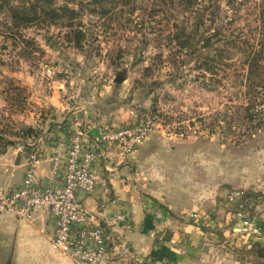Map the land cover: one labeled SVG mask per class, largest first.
<instances>
[{
    "label": "rangeland",
    "instance_id": "obj_1",
    "mask_svg": "<svg viewBox=\"0 0 264 264\" xmlns=\"http://www.w3.org/2000/svg\"><path fill=\"white\" fill-rule=\"evenodd\" d=\"M22 1L32 0L10 4ZM44 5L56 14L38 12L23 26L12 22L6 8L0 10L1 144L20 143L30 161L37 160L57 125L69 122L73 134L92 123L98 130L128 123L134 109L154 114L160 124L137 148L157 134L161 156L181 141L203 139L213 141L215 153L223 151L229 163L245 161L241 166L247 171L254 160L264 159V120L258 112L264 103V0H47ZM74 28L84 32L80 47ZM187 36L189 47H179ZM23 39L32 41L27 57ZM118 74L124 76L121 82L115 81ZM115 112L129 118L119 121ZM226 193L219 206L228 210ZM258 193H251L253 204H244L254 220L263 218L264 196ZM188 213L184 218L192 220ZM257 249L236 252L248 264H264Z\"/></svg>",
    "mask_w": 264,
    "mask_h": 264
},
{
    "label": "crops",
    "instance_id": "obj_2",
    "mask_svg": "<svg viewBox=\"0 0 264 264\" xmlns=\"http://www.w3.org/2000/svg\"><path fill=\"white\" fill-rule=\"evenodd\" d=\"M114 116L119 121L129 118L128 113L115 112ZM96 124L85 129L86 144L93 147ZM57 126L40 145L42 155L31 160L36 179L54 185L61 177L60 173L52 175L51 158L67 150L75 128L69 122ZM154 135L125 155L113 146L98 145L91 165L98 184L91 193L77 192L94 224L118 212L125 214L124 222L110 229L113 264H142L146 259L147 264H248L236 251L264 245V209L263 218L255 219V235L246 237L219 204L224 191L232 188L245 189L244 204H253V191L264 196V159L254 160L252 171H247L241 166L245 161L229 163L223 151L215 153L213 141L203 139L181 141L161 156ZM31 161L20 143H0V188L17 187ZM187 212L207 216L188 220L184 218ZM54 228L55 220L47 210L30 218L0 214V264H88L63 257L51 247ZM122 243L134 257L120 252ZM225 243L229 248L221 247Z\"/></svg>",
    "mask_w": 264,
    "mask_h": 264
},
{
    "label": "built area",
    "instance_id": "obj_3",
    "mask_svg": "<svg viewBox=\"0 0 264 264\" xmlns=\"http://www.w3.org/2000/svg\"><path fill=\"white\" fill-rule=\"evenodd\" d=\"M129 112L131 120L128 123L99 128L94 147L86 144L87 131L83 128L76 129L67 150L63 154H54L51 158L52 175L60 173L58 184L38 181L34 161L29 162L17 187L8 190L0 188V214L10 212L17 217L30 218L35 212L47 210L55 220L50 245L58 254L77 263L113 264L115 248L110 229L122 224L125 214L118 212L94 224L87 208L78 199L77 192L91 193L98 184L96 173L91 168L98 156V145L113 146L120 154H129L160 125L152 113H137L134 109ZM258 112L264 120V103L258 107ZM182 135L180 132L179 136ZM243 196L244 191L232 188L227 191L224 200L229 207L230 220L239 232L249 235L256 232V226L254 218L248 215L244 207ZM206 216L198 212L188 213V217L193 220ZM120 252L134 257L124 243L120 246ZM146 262L142 260L140 263L147 264Z\"/></svg>",
    "mask_w": 264,
    "mask_h": 264
},
{
    "label": "trees",
    "instance_id": "obj_4",
    "mask_svg": "<svg viewBox=\"0 0 264 264\" xmlns=\"http://www.w3.org/2000/svg\"><path fill=\"white\" fill-rule=\"evenodd\" d=\"M188 3L192 4L193 0H187ZM23 2V1H22ZM47 0H32L29 2L28 5H25L26 3L23 2L20 5H11L10 0H0V10L3 8H6L7 11L10 14V18L16 26L21 25H27L29 23L34 22L38 17L36 16L39 13H43L45 15L48 14H53V16L56 14L57 9L46 7L44 4H46ZM62 9L60 10H65L70 14H74L73 9H69L68 7H61ZM69 22V21H68ZM69 26H72V24L69 22ZM73 35V41L74 44L77 47L81 46V43L84 39V32L81 31V29L74 28L72 31ZM176 39H179L178 36L176 35ZM25 46L24 48V56L25 55V50L32 45V41L28 39H23ZM207 41L204 46H207ZM190 45V36L184 37L181 41H179V47H184ZM32 47V46H31ZM31 52V51H30ZM27 57V56H26ZM0 143H1V138H0ZM258 248L256 251V255L259 258L264 257V248L259 245H254L250 249H255Z\"/></svg>",
    "mask_w": 264,
    "mask_h": 264
},
{
    "label": "water",
    "instance_id": "obj_5",
    "mask_svg": "<svg viewBox=\"0 0 264 264\" xmlns=\"http://www.w3.org/2000/svg\"><path fill=\"white\" fill-rule=\"evenodd\" d=\"M124 79V76L123 75H116V77H115V81L116 82H121L122 80Z\"/></svg>",
    "mask_w": 264,
    "mask_h": 264
}]
</instances>
